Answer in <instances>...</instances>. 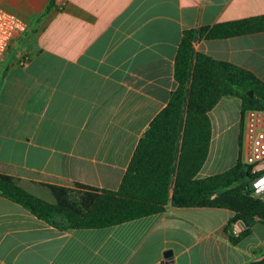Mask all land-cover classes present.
I'll list each match as a JSON object with an SVG mask.
<instances>
[{
    "label": "crops",
    "instance_id": "1",
    "mask_svg": "<svg viewBox=\"0 0 264 264\" xmlns=\"http://www.w3.org/2000/svg\"><path fill=\"white\" fill-rule=\"evenodd\" d=\"M48 3L0 0L28 23L0 62V172L112 190L177 87L183 32L264 14V0H56L32 36ZM194 50L264 80V31L197 39ZM231 108L238 122L230 120ZM209 115L212 140L199 177L225 161L219 152L238 125L239 144L241 102L224 98ZM233 216L227 208L169 204L119 225L59 230L0 195V264L259 262L264 223L234 242L226 230Z\"/></svg>",
    "mask_w": 264,
    "mask_h": 264
},
{
    "label": "trees",
    "instance_id": "2",
    "mask_svg": "<svg viewBox=\"0 0 264 264\" xmlns=\"http://www.w3.org/2000/svg\"><path fill=\"white\" fill-rule=\"evenodd\" d=\"M56 6V0H49L32 36ZM262 31L264 14L183 32L175 62L177 87L142 134L118 189L24 180L0 172V195L59 230L119 225L162 213L169 204L227 208L234 212L226 227L230 239L246 238L257 222L264 223V197L252 187L257 173L243 160L245 115L264 111V80L240 65L196 52L194 41ZM224 98L241 102L238 159L226 171L199 177L212 140L209 113ZM237 220L245 228L234 234ZM254 264H264V258Z\"/></svg>",
    "mask_w": 264,
    "mask_h": 264
},
{
    "label": "built area",
    "instance_id": "3",
    "mask_svg": "<svg viewBox=\"0 0 264 264\" xmlns=\"http://www.w3.org/2000/svg\"><path fill=\"white\" fill-rule=\"evenodd\" d=\"M28 23L23 18L0 8V62L4 58L12 41L23 34ZM27 62V58L21 63ZM243 160L253 166L257 176L252 187L257 195L264 194V111L250 110L245 115L243 131ZM245 226L241 220L233 224V233L239 234Z\"/></svg>",
    "mask_w": 264,
    "mask_h": 264
},
{
    "label": "rangeland",
    "instance_id": "4",
    "mask_svg": "<svg viewBox=\"0 0 264 264\" xmlns=\"http://www.w3.org/2000/svg\"><path fill=\"white\" fill-rule=\"evenodd\" d=\"M225 100H229V99H225ZM229 118L231 121H239V116L237 115V111L235 108H231L230 113H229ZM239 133V125H238V131L236 129L229 131V134L227 136V140L224 142V144L221 147V150L219 152V154L222 157H225V161L220 164L217 165L211 173L215 172V173H220L223 171H226L227 169H229L233 163L236 160V157L238 155V151H239V144L236 142L235 138H236V134ZM214 173V174H215ZM208 174H206V172H203V175L201 176H206ZM264 197V194L262 195Z\"/></svg>",
    "mask_w": 264,
    "mask_h": 264
},
{
    "label": "water",
    "instance_id": "5",
    "mask_svg": "<svg viewBox=\"0 0 264 264\" xmlns=\"http://www.w3.org/2000/svg\"><path fill=\"white\" fill-rule=\"evenodd\" d=\"M249 93H250V95H253V90H250V92H249Z\"/></svg>",
    "mask_w": 264,
    "mask_h": 264
}]
</instances>
